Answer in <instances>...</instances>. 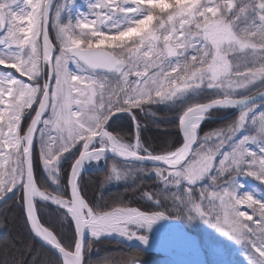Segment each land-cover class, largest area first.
Masks as SVG:
<instances>
[{"label": "snow or ice", "instance_id": "1", "mask_svg": "<svg viewBox=\"0 0 264 264\" xmlns=\"http://www.w3.org/2000/svg\"><path fill=\"white\" fill-rule=\"evenodd\" d=\"M154 105L176 116L175 144L144 140L141 116L161 127ZM89 165L108 169L101 188L154 176L162 187L142 198L171 208L102 192L93 203ZM247 178L264 186V0H0V224L13 205L24 220L0 239V264H46L40 249L56 264H96L86 259L94 241L147 246L154 224L181 217L224 238L212 246L217 264H235L225 241L246 264H264V189H247ZM49 204L69 238L42 223Z\"/></svg>", "mask_w": 264, "mask_h": 264}, {"label": "trees", "instance_id": "2", "mask_svg": "<svg viewBox=\"0 0 264 264\" xmlns=\"http://www.w3.org/2000/svg\"><path fill=\"white\" fill-rule=\"evenodd\" d=\"M76 4L79 8L83 9L85 0H77ZM152 111L156 113L158 120L157 123L160 124V128L154 127L151 123H148L151 120V117L141 116V122L147 123L148 130L143 133L144 140L147 143L153 145H162L167 143L175 144L176 141V129L173 125L176 123V116L173 112L164 105H154ZM229 111L216 113V116L225 115ZM235 117L232 115L223 120H210L205 121L201 125L200 135L203 136L204 132L209 131L212 128L218 127L225 122V120H231ZM123 126V130H128L127 119L119 122ZM110 131H120V128H110ZM108 169L106 167H101L98 169H92L82 173V185L85 189L86 199L96 202L97 192H102L104 199L106 201L120 200L126 204L134 207H138L141 210L145 211H156V210H165L171 208V202L165 201L162 203L160 208H157L153 205L152 202L148 201L145 198H142V193L145 191L155 193L159 191L162 187L154 176H145L143 182L137 180L135 182L121 181V182H112L105 183L103 188H101V181L104 176L107 174ZM139 185L137 187L136 185ZM49 188H54V185L49 182ZM11 203V202H9ZM102 203V202H101ZM38 207H42L38 202ZM42 223L45 226L52 228L55 234L62 239H67L72 235L73 229L70 227L68 222H61L59 219V213L56 211L55 206L49 204L46 206L45 211L42 212ZM183 225L187 227L188 230L193 231L190 225L187 224L185 217L179 219ZM24 231V220L21 215V210L13 205L8 214V219L4 224H0V239L5 237L15 236L17 233ZM39 248V245H37ZM128 254H136L142 259L146 264H155L158 261L159 253L153 251H145L138 246L125 245L117 240L112 239H101L93 242L92 250L89 257L86 259H91L96 262V264H105V260H110L113 264H119V261ZM229 255L232 260H238L239 264H246V260L241 255L240 251L233 249L229 252ZM208 259H210L208 257ZM38 260L46 262V264H56V256L52 251L46 249H40ZM211 261V259H210ZM212 264H214L212 262Z\"/></svg>", "mask_w": 264, "mask_h": 264}, {"label": "water", "instance_id": "3", "mask_svg": "<svg viewBox=\"0 0 264 264\" xmlns=\"http://www.w3.org/2000/svg\"><path fill=\"white\" fill-rule=\"evenodd\" d=\"M235 114H236V111L231 110L228 113H226V115L216 116L213 119L223 120ZM221 117H223V119H221ZM151 229L155 234L157 233V231H163L166 233L169 232L171 234L170 237L174 238L175 240L171 239L172 241H168V243H164L160 241L159 239H156L154 237H149L150 239L149 244L147 246H143V245H140L139 242L137 241L121 242L120 240L116 238H106V239L117 240L121 243H124V244L126 243L132 246H138L141 249L151 250L156 253L159 252L160 254H162L163 256H166L167 258H171L177 264L178 263L208 264L205 256H203V250H202V247L199 245V239L197 235H195L192 231L188 230L186 226L183 225L179 219L161 220L157 222L156 224H154ZM172 249L188 251L190 252V255L192 258L188 260L186 257L182 255H176L171 251Z\"/></svg>", "mask_w": 264, "mask_h": 264}, {"label": "rangeland", "instance_id": "4", "mask_svg": "<svg viewBox=\"0 0 264 264\" xmlns=\"http://www.w3.org/2000/svg\"><path fill=\"white\" fill-rule=\"evenodd\" d=\"M60 2H63V0H60ZM236 115L237 113L235 114V116ZM101 167L102 165H89L84 172L90 171L92 169H98ZM244 183L247 189H252L253 187H261L262 189H264V186L258 185V183L252 180L251 178L245 179ZM242 210H248V209L245 208ZM186 220H187V224L190 225V227L193 229L192 232L195 235H197L199 239V245L202 247V250H203V256H205L208 264H212V262L214 264H217L219 258L215 255L212 246L213 244L219 243L220 242L219 240H223L224 238L220 237L213 229H211L208 225L204 224L202 221H199V220L190 221L187 218ZM145 234L149 235V237H154L156 239H159L160 241L164 243H168V241L175 240L174 238H170L169 235L164 233L163 231H159V234L155 235V233L151 229L149 232H146ZM225 242L230 246V248L227 250L228 254L233 249L238 250L237 246L231 245V242L229 241H225ZM171 251L176 255H182L186 257L188 260L192 258L190 255V252L188 251L177 250V249H172ZM159 255L160 256L158 258V261L155 264H177L171 258H167L166 256H163L160 253ZM208 257L211 259V261L210 259H208ZM229 258L231 259L230 255H229ZM234 261H235V264H239L237 259ZM143 264H146V263L143 262ZM178 264H182V263H178Z\"/></svg>", "mask_w": 264, "mask_h": 264}, {"label": "bare ground", "instance_id": "5", "mask_svg": "<svg viewBox=\"0 0 264 264\" xmlns=\"http://www.w3.org/2000/svg\"><path fill=\"white\" fill-rule=\"evenodd\" d=\"M87 167H88V166H87ZM87 167H86V168H87Z\"/></svg>", "mask_w": 264, "mask_h": 264}]
</instances>
